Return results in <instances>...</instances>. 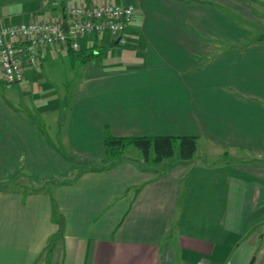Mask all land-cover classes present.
<instances>
[{"label":"crops","instance_id":"obj_1","mask_svg":"<svg viewBox=\"0 0 264 264\" xmlns=\"http://www.w3.org/2000/svg\"><path fill=\"white\" fill-rule=\"evenodd\" d=\"M103 2L135 6L126 49L115 52L126 44L109 33L79 38L82 50H115L106 62L80 60L76 101L61 120L37 121L26 94L50 91L55 72L46 78L45 67L74 50H38L18 85L0 66V264H264L263 163L221 161L248 149L264 157V34L253 31L264 29V0H0V17L45 20ZM59 121L71 154L100 160L106 127L115 136L194 135L198 147L161 169L130 156L79 174L48 133ZM22 174L32 181L15 179Z\"/></svg>","mask_w":264,"mask_h":264},{"label":"built area","instance_id":"obj_2","mask_svg":"<svg viewBox=\"0 0 264 264\" xmlns=\"http://www.w3.org/2000/svg\"><path fill=\"white\" fill-rule=\"evenodd\" d=\"M135 14L132 3H81L45 20L5 22L0 17V66L8 83L26 79L24 63L38 65L37 52L48 45L81 50L79 38L109 33L119 44L128 42V25ZM67 21L68 30L64 23Z\"/></svg>","mask_w":264,"mask_h":264},{"label":"rangeland","instance_id":"obj_3","mask_svg":"<svg viewBox=\"0 0 264 264\" xmlns=\"http://www.w3.org/2000/svg\"><path fill=\"white\" fill-rule=\"evenodd\" d=\"M253 31L257 32V35H263L264 34V29L261 28H254ZM260 31V32H258ZM108 34V33H103L102 35H97V34H92V35H97L100 39H105L104 36ZM94 39V37L92 36V40ZM115 40V39H113ZM116 41V40H115ZM117 43L118 40L116 41ZM98 43V41H97ZM126 46H117L116 47V51L115 52H121L122 50L126 49ZM96 48L98 49L97 51H99V55L94 57L95 62H99L98 60L101 58L102 60H104V62H106L108 59H110L112 57V55H110V57L108 56V54H111L113 50H115V48L111 47L108 42H106L105 44H98L96 46ZM44 49V48H43ZM94 51V49H90V48H84L82 51L79 52H71V53H66L64 55H61L59 53H57L54 60H52V63L50 65V67L52 68V71H50L48 69V67H45L44 70V75L46 76V78H51L50 83L51 87H50V91H48L47 93H42L41 97H35V99H33V95L26 94L29 96V98H31L32 101V105L34 106L33 109H31V111H33L35 113V118L37 119V121H43L44 119H49V120H53L56 117L59 118V120H61V114L65 111V109L67 108L68 110H70L73 106V104L75 103V96H76V92L78 90L79 87V80L81 79V72L84 71V67L81 60V57L83 56H88L89 54H91L90 52ZM102 55V56H101ZM101 61V60H100ZM217 68L219 70H224L225 68V62H221V63H216ZM237 68V67H236ZM48 72V73H47ZM49 72H55V75L53 73H51V75L49 76ZM63 72H73L72 77H68L66 82L65 79L61 76L60 74H62ZM15 84H19V83H15ZM7 85V83H5L4 81L1 82V87L5 88V86ZM29 85V84H28ZM56 90V91H55ZM71 97H73L74 99H71ZM42 104V105H47L49 104V107H55L57 108H61V110L59 112L57 111H50L48 110L45 114L41 113L39 110H37L35 107L38 108V106ZM23 105L24 101H23ZM29 105V104H28ZM24 107V106H22ZM45 115V117H44ZM68 115V114H67ZM43 116V117H42ZM62 121H59V125H55L53 126L51 129H49V127H47L48 133H50L51 137L53 140H56L58 144L61 145V147L63 148L65 153H68L70 155V159L72 161V163H74V169L76 172H80L81 169H83L84 167H89V166H96L99 167V165L101 166L103 162H109L107 159V156L105 157L104 160H100V158L98 157H93V156H89V155H85L84 151L81 150L80 148H76L78 150L73 149V153L71 154L70 151V145L66 144L65 142L61 141V137L63 134H67V131H69V125H67V123H61ZM72 129V127H71ZM75 131V129L73 130ZM106 131H108V127H106ZM74 137H76L74 135ZM72 138H73V134H72ZM74 139V138H73ZM76 139H78L76 137ZM75 141V140H74ZM82 142V141H81ZM87 143L91 144L94 148L95 145L93 142L87 141ZM59 145V146H60ZM76 146V145H75ZM94 152V155H97L96 151L94 149H91ZM90 152V151H88ZM141 151L136 148L135 146H131L128 147L125 151V156L126 158L128 157H133L136 159L141 158L142 159V155H141ZM243 158H237L234 156H229V157H222L221 161H225V162H229L230 165L234 164V165H256L258 163H263L262 166H264V157H259L257 154V151L252 150V149H248V150H244L243 152ZM180 155H179V150L178 147L176 145V151L175 154L172 157H169L167 159H165L164 161L159 163V169L161 168H165L168 165H171L173 163H175L176 161H178L180 159ZM195 158V157H194ZM80 160V162H79ZM146 164H148V162H145ZM23 169L25 170V167L23 166ZM14 179V178H13ZM16 180H26L28 182H31L32 180L30 179V176H26L24 174H22V176L20 175L19 177L15 178ZM9 180H11L9 178ZM2 181V180H1ZM0 181V183H1ZM34 186H37L36 184Z\"/></svg>","mask_w":264,"mask_h":264},{"label":"trees","instance_id":"obj_4","mask_svg":"<svg viewBox=\"0 0 264 264\" xmlns=\"http://www.w3.org/2000/svg\"><path fill=\"white\" fill-rule=\"evenodd\" d=\"M79 51H82V49ZM73 52H75V50ZM90 53L91 54L86 57H81V60L87 62L99 55V53H96L95 51H91ZM197 143V137L194 135L147 134L115 136L109 131H106L105 148L109 162H103L101 167H110L124 160L126 158V149L131 146L138 148L142 153L144 163L148 162L150 165H158L165 159L172 157L175 154L176 145L181 159L188 160L195 155L198 147ZM95 168L98 167H84L79 174L84 170Z\"/></svg>","mask_w":264,"mask_h":264},{"label":"water","instance_id":"obj_5","mask_svg":"<svg viewBox=\"0 0 264 264\" xmlns=\"http://www.w3.org/2000/svg\"><path fill=\"white\" fill-rule=\"evenodd\" d=\"M64 17H65V14H64ZM64 27H65V30H68L67 21L64 23ZM62 118H63V116L61 114V119ZM64 227H65V218L62 216L60 219V223H59V233L63 232Z\"/></svg>","mask_w":264,"mask_h":264}]
</instances>
